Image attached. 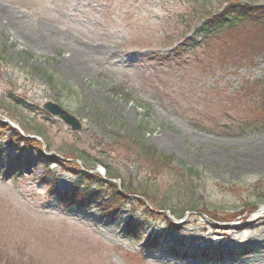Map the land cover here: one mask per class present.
Instances as JSON below:
<instances>
[{
  "label": "rangeland",
  "instance_id": "1",
  "mask_svg": "<svg viewBox=\"0 0 264 264\" xmlns=\"http://www.w3.org/2000/svg\"><path fill=\"white\" fill-rule=\"evenodd\" d=\"M230 3L264 8L0 0V121L31 141L15 148L0 129V264H264V98L250 88L264 80V20L188 42ZM83 170L125 183L120 213L61 204L41 181L71 194Z\"/></svg>",
  "mask_w": 264,
  "mask_h": 264
},
{
  "label": "trees",
  "instance_id": "2",
  "mask_svg": "<svg viewBox=\"0 0 264 264\" xmlns=\"http://www.w3.org/2000/svg\"><path fill=\"white\" fill-rule=\"evenodd\" d=\"M260 20H264V8H254L250 6H240L238 4L230 3L226 7L223 8L222 11L213 15L211 18L203 21L201 25L195 30L193 37H191L189 41L197 42V38H208L209 35L214 34L215 32L221 31L222 29H234L235 27L242 26L248 22H259ZM257 85V86H256ZM256 86V87H255ZM251 91L254 92L256 89L260 91V97L264 98V80L255 81V84L252 85ZM256 110L260 112L261 119L255 122L256 128L259 125L264 126V104L259 105L256 103ZM0 129L8 130L13 133V147L20 148L22 144L29 145L31 141L26 139L20 135L17 131H13L7 124L0 122ZM143 150L148 152V147L144 146ZM81 157V156H80ZM83 158V156H82ZM107 172L110 170L104 164H101ZM68 170V169H65ZM76 174H80L77 172ZM40 182L43 185H46L48 188L50 198H55L56 201L62 202L64 204H68L76 209H84L89 207L88 197L96 198L99 200L100 205L96 206V209L102 214L105 218H113L116 216L122 208L126 205L129 200V193H127L128 189L124 182H122V192L119 191L117 185L114 183L106 182L97 179L96 177H92L87 173L81 172L80 182L77 185V191L74 193L66 194L61 193L55 190L56 187V179L53 178L50 180L49 178L41 179ZM85 183L84 190L78 191L80 189V184ZM128 195V196H127ZM143 201L142 199L140 202ZM142 203V202H141ZM144 204V202L142 203ZM147 209V208H146ZM145 209V211H146ZM132 224L130 225V221H128V228L133 231ZM129 231V230H128ZM129 231V232H131ZM131 232V233H132ZM129 233V234H131ZM138 233V232H137ZM137 233H132L133 239L137 240ZM139 234V233H138ZM158 236H152L149 238L147 242V247L150 250H157L159 248V240ZM160 238V237H159ZM255 253V249H241L237 251V255L241 257L250 256Z\"/></svg>",
  "mask_w": 264,
  "mask_h": 264
},
{
  "label": "water",
  "instance_id": "3",
  "mask_svg": "<svg viewBox=\"0 0 264 264\" xmlns=\"http://www.w3.org/2000/svg\"><path fill=\"white\" fill-rule=\"evenodd\" d=\"M45 111L49 113L52 116L58 117L61 119L66 125H68L74 132H78L82 129L81 123L74 118L69 112H67L65 109H63L61 106L49 103L45 106ZM11 124V123H10ZM13 128L15 127L13 124H11ZM79 164V162L77 161ZM95 173H98L99 171H94ZM92 173V172H91ZM112 181V180H109ZM173 221H175L172 217H170ZM177 222V221H175Z\"/></svg>",
  "mask_w": 264,
  "mask_h": 264
},
{
  "label": "bare ground",
  "instance_id": "4",
  "mask_svg": "<svg viewBox=\"0 0 264 264\" xmlns=\"http://www.w3.org/2000/svg\"><path fill=\"white\" fill-rule=\"evenodd\" d=\"M5 19V18H4ZM8 24H10V23H6V25L8 26ZM167 144H169V145H171L172 147H175V143H174V141H172V140H170V142L169 143H167ZM100 170V172L101 173H104L103 172V170L100 168L99 169ZM105 174V173H104ZM70 223V222H69ZM69 223L66 221V222H64L63 224H64V226H66V228L70 231V232H74V231H76V229H74L71 225H69Z\"/></svg>",
  "mask_w": 264,
  "mask_h": 264
}]
</instances>
